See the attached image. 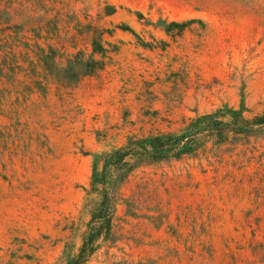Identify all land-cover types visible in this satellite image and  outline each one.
Returning a JSON list of instances; mask_svg holds the SVG:
<instances>
[{
	"label": "rangeland",
	"instance_id": "1",
	"mask_svg": "<svg viewBox=\"0 0 264 264\" xmlns=\"http://www.w3.org/2000/svg\"><path fill=\"white\" fill-rule=\"evenodd\" d=\"M98 33L103 68L54 80ZM222 107L264 113V0H0V264L59 263L96 158ZM99 243L86 264H264V130L135 168Z\"/></svg>",
	"mask_w": 264,
	"mask_h": 264
},
{
	"label": "trees",
	"instance_id": "2",
	"mask_svg": "<svg viewBox=\"0 0 264 264\" xmlns=\"http://www.w3.org/2000/svg\"><path fill=\"white\" fill-rule=\"evenodd\" d=\"M113 10L116 9L113 7ZM184 25L175 21L162 24L168 33L175 28L182 30ZM93 51L94 54H102V59L79 51L68 59L65 66L57 68L53 73L54 80L76 85L84 77L102 69L108 49L100 33L94 39ZM43 60L47 62V58ZM244 111L234 107L218 108L190 119L177 131L130 136L124 146L96 158L90 186L85 188L86 203L91 207V219L80 246L75 250L67 249L57 264H86L99 249L100 240L113 237V219L121 188L138 166L197 154L206 147L208 141L223 143L230 134L249 135L252 131L264 130V113L249 118Z\"/></svg>",
	"mask_w": 264,
	"mask_h": 264
},
{
	"label": "crops",
	"instance_id": "3",
	"mask_svg": "<svg viewBox=\"0 0 264 264\" xmlns=\"http://www.w3.org/2000/svg\"><path fill=\"white\" fill-rule=\"evenodd\" d=\"M44 56H45V54L43 53V55L41 56L42 61H43ZM41 59H40V60H41Z\"/></svg>",
	"mask_w": 264,
	"mask_h": 264
}]
</instances>
